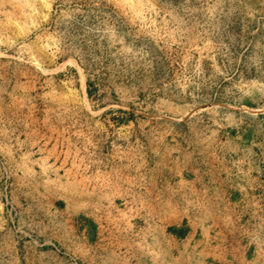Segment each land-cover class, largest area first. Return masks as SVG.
Listing matches in <instances>:
<instances>
[{
    "label": "rangeland",
    "instance_id": "obj_1",
    "mask_svg": "<svg viewBox=\"0 0 264 264\" xmlns=\"http://www.w3.org/2000/svg\"><path fill=\"white\" fill-rule=\"evenodd\" d=\"M207 169L264 180V0H0V235L21 204H198Z\"/></svg>",
    "mask_w": 264,
    "mask_h": 264
},
{
    "label": "crops",
    "instance_id": "obj_2",
    "mask_svg": "<svg viewBox=\"0 0 264 264\" xmlns=\"http://www.w3.org/2000/svg\"><path fill=\"white\" fill-rule=\"evenodd\" d=\"M182 176L198 204H21L23 247L1 234L0 264H264V180Z\"/></svg>",
    "mask_w": 264,
    "mask_h": 264
}]
</instances>
